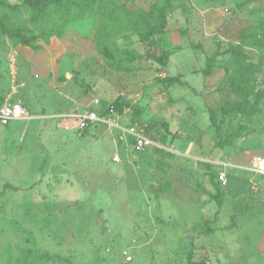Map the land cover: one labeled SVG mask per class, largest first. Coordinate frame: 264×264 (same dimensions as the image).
Returning <instances> with one entry per match:
<instances>
[{"label":"rangeland","instance_id":"1","mask_svg":"<svg viewBox=\"0 0 264 264\" xmlns=\"http://www.w3.org/2000/svg\"><path fill=\"white\" fill-rule=\"evenodd\" d=\"M91 99L161 147L77 130ZM5 100L0 264H264V0H0Z\"/></svg>","mask_w":264,"mask_h":264},{"label":"built area","instance_id":"2","mask_svg":"<svg viewBox=\"0 0 264 264\" xmlns=\"http://www.w3.org/2000/svg\"><path fill=\"white\" fill-rule=\"evenodd\" d=\"M100 103L99 99H91L87 105L76 108L77 110L69 115L77 130L84 133L91 128L104 126L110 133L116 131L128 137L135 151H143L149 147H161L145 133L143 128L136 124H123L121 114L114 111L110 104L99 106L96 110L92 109V105ZM25 117L26 112L19 101L5 100L0 106V126H8L10 122L22 120ZM114 158L118 160L116 155ZM250 170L264 175V156H254L250 163ZM217 180L221 185H225L227 183L225 172H219ZM123 256L127 261L131 258L127 250L123 251Z\"/></svg>","mask_w":264,"mask_h":264},{"label":"trees","instance_id":"3","mask_svg":"<svg viewBox=\"0 0 264 264\" xmlns=\"http://www.w3.org/2000/svg\"><path fill=\"white\" fill-rule=\"evenodd\" d=\"M63 0H22L24 5H27L30 7V9L32 10L33 13V18H37L39 16H41L42 14L45 13V10L48 6L50 5H60L62 3ZM162 25H164V22L162 23ZM149 34H152V32H149ZM21 39L25 42V43H29V41L24 38L23 36H21ZM171 52L169 50H165L163 51L161 54L159 55H151L150 58L154 61H156L159 64H166L169 56H170ZM207 73L209 72V69L207 68ZM239 72H237L236 74H238ZM165 81L167 82H171L173 80H175L174 77H167L164 78ZM3 102L0 103V106ZM111 108L114 111H117L118 113L121 114L122 112V108L120 107V104L114 100L110 103ZM131 123V122H130ZM132 124V123H131Z\"/></svg>","mask_w":264,"mask_h":264},{"label":"crops","instance_id":"4","mask_svg":"<svg viewBox=\"0 0 264 264\" xmlns=\"http://www.w3.org/2000/svg\"><path fill=\"white\" fill-rule=\"evenodd\" d=\"M10 123H11V122H10ZM10 123H9V124H10ZM1 127H7V126H1ZM113 132H115V131H113ZM113 132H112V133H113Z\"/></svg>","mask_w":264,"mask_h":264}]
</instances>
